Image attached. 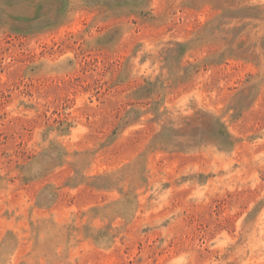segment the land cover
Wrapping results in <instances>:
<instances>
[{
	"label": "rangeland",
	"instance_id": "obj_1",
	"mask_svg": "<svg viewBox=\"0 0 264 264\" xmlns=\"http://www.w3.org/2000/svg\"><path fill=\"white\" fill-rule=\"evenodd\" d=\"M0 264H264V0H0Z\"/></svg>",
	"mask_w": 264,
	"mask_h": 264
}]
</instances>
